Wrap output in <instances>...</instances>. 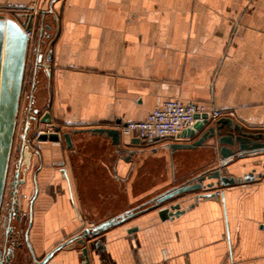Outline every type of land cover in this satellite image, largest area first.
<instances>
[{
    "label": "crops",
    "instance_id": "obj_1",
    "mask_svg": "<svg viewBox=\"0 0 264 264\" xmlns=\"http://www.w3.org/2000/svg\"><path fill=\"white\" fill-rule=\"evenodd\" d=\"M2 7L46 13L39 18L50 26L43 39L52 60L37 77L34 107L48 109L73 142L36 143L22 189L32 209L29 246L14 264H35L132 209L88 241L91 264H264V154L226 161L229 175L262 177L184 194L175 200L184 212L162 220L154 198L221 164L211 141L173 151L168 144L191 140L122 136L119 148L78 131L141 121L177 99L264 134V0H0ZM206 192L215 195L195 200ZM81 248L71 242L46 264H83Z\"/></svg>",
    "mask_w": 264,
    "mask_h": 264
},
{
    "label": "water",
    "instance_id": "obj_2",
    "mask_svg": "<svg viewBox=\"0 0 264 264\" xmlns=\"http://www.w3.org/2000/svg\"><path fill=\"white\" fill-rule=\"evenodd\" d=\"M29 9L32 8H26V13L22 14L25 17L23 25L28 31L34 20V14L29 13ZM50 12L53 11L50 10ZM40 14L46 13L40 11ZM23 25L15 18L0 15V217L8 184L12 153L14 151V137L18 125L29 46V36L24 30ZM45 28L50 29V26L42 24L40 28L39 43L35 50V67L33 68V75L30 80L31 89L27 108L24 110V127L19 135V143L16 145V167L10 183V194L13 197L14 204L9 214L10 218L3 225L4 230L0 232V264H14V260L17 258V250L22 248L24 243L29 246V230L27 228L24 232L22 224L27 214L31 216L32 209L31 205L28 206V212L25 210L26 208L24 209L23 198L27 196L23 194L22 189L27 183V172L31 169L33 154L38 153L36 143L47 141L58 143L62 137L68 148L73 147L72 132H64L60 125L53 123L48 109L40 110L34 107V89L37 73L41 69L47 70L49 73L50 62L52 60V50H48L46 56L42 53L41 47L46 44V41L42 39ZM195 118L198 120L193 128L184 130L178 137L179 139H190L191 142H174L168 144V147L173 151L195 149L211 141L210 148L219 153L221 164L216 168L197 174L184 183L174 186L154 198L152 200V207L158 209L159 217L162 220L173 219L184 212L181 203L175 202L178 197L184 194L210 191L219 187L249 182L263 175L262 173L256 175L255 171L245 174L243 177L229 175L227 173L228 163L226 161L229 158L243 159L263 155L264 134L248 132L230 117H221L212 121L209 119L208 114L204 113L202 115L196 114ZM42 125L52 127V131H40ZM78 131L105 135L111 139L113 145L119 148L122 147V136L118 127H95ZM157 140L160 139L155 138L152 141ZM131 142L140 144L142 140L134 138ZM213 195H215L213 192L200 193L195 196V200ZM167 203L171 204L165 206ZM135 211L136 209L129 210L120 216H115L98 224L94 228L84 229L76 236L58 244L43 258H34V263L46 264L65 245L77 242L82 246V263L91 264L88 241L92 237L99 235L102 231L134 216L136 214ZM13 215L14 218L12 217Z\"/></svg>",
    "mask_w": 264,
    "mask_h": 264
},
{
    "label": "built area",
    "instance_id": "obj_3",
    "mask_svg": "<svg viewBox=\"0 0 264 264\" xmlns=\"http://www.w3.org/2000/svg\"><path fill=\"white\" fill-rule=\"evenodd\" d=\"M27 34L30 37L29 31ZM204 113H207L209 119L212 121L224 115L220 110L208 108L202 103L192 102L185 104L177 99H168L159 103L146 119L126 122L125 125L120 124L118 128L120 129L121 136L140 138L144 143L152 142L155 138L174 140L178 139L184 130L193 128L198 120L195 118L196 114L202 115ZM200 120L202 119L200 118ZM22 123L24 127L23 119ZM40 131H52V127L45 126ZM262 226L264 228V216Z\"/></svg>",
    "mask_w": 264,
    "mask_h": 264
},
{
    "label": "rangeland",
    "instance_id": "obj_4",
    "mask_svg": "<svg viewBox=\"0 0 264 264\" xmlns=\"http://www.w3.org/2000/svg\"><path fill=\"white\" fill-rule=\"evenodd\" d=\"M29 13L34 14V20L32 22L31 28L29 30L30 37H29V46H28V53L26 58V66H25V73H24V82H23V90H22V96L20 101V110H19V116H18V125L16 129V134L14 137V151L12 153V159L10 163L9 171H14L15 167V161L17 159V152H16V145L19 143V135L21 133V130L23 129V123L22 119L24 118V110L27 108L26 104L28 101V96L30 93V80L33 75V68L35 67V50L39 43V37H40V28L43 24L42 20L39 18L40 15V9H29ZM23 13H26V9H20V8H9V7H2L0 8V15L6 16V17H12L15 18L21 25L25 22V17L22 15ZM23 28L26 32V27L23 25ZM43 39V37H42ZM42 53L46 56L47 46L46 44L41 47ZM43 72L42 69L38 71V75ZM37 81V78H36ZM1 234V233H0Z\"/></svg>",
    "mask_w": 264,
    "mask_h": 264
},
{
    "label": "flooded vegetation",
    "instance_id": "obj_5",
    "mask_svg": "<svg viewBox=\"0 0 264 264\" xmlns=\"http://www.w3.org/2000/svg\"><path fill=\"white\" fill-rule=\"evenodd\" d=\"M15 167H16V164H15ZM15 167H14V169H15ZM13 172L14 171H12V172L10 171L9 176H8V184L6 187V192H5V196H4L3 207H2L1 217H0V232H2V230H4L3 225L6 224L8 219L10 218L9 214H10L11 208H13V204H14L13 203V197L10 194V183L12 181ZM13 212H14V210H13ZM27 216H28V214L25 216L24 222L22 224L24 232L28 228V220H26ZM12 217L14 218V215Z\"/></svg>",
    "mask_w": 264,
    "mask_h": 264
}]
</instances>
